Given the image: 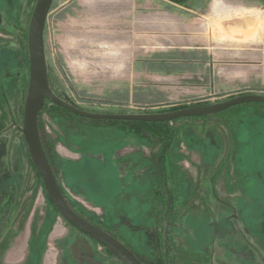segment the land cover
Returning <instances> with one entry per match:
<instances>
[{"label":"rangeland","instance_id":"rangeland-1","mask_svg":"<svg viewBox=\"0 0 264 264\" xmlns=\"http://www.w3.org/2000/svg\"><path fill=\"white\" fill-rule=\"evenodd\" d=\"M36 1L0 0V173L9 179L0 208H10L0 213V264L25 263L28 239L52 249L54 264H123L55 211L23 141ZM45 47L55 95L90 112L160 113L264 94V0H54ZM110 53L122 68L104 67ZM57 106L47 100L40 120L64 189L146 264H160L169 246L175 264H264V105L172 120L171 142ZM18 233L25 249L12 259Z\"/></svg>","mask_w":264,"mask_h":264},{"label":"water","instance_id":"water-1","mask_svg":"<svg viewBox=\"0 0 264 264\" xmlns=\"http://www.w3.org/2000/svg\"><path fill=\"white\" fill-rule=\"evenodd\" d=\"M53 1H36L28 31L29 84L24 105L23 133L32 162L44 182L49 198L67 222L87 234L90 238L108 247L123 264H144L126 244L113 234L83 217L68 202L55 170L48 159L41 138L39 117L46 101L50 100L77 115L92 119L159 122L171 121L182 117L219 113L227 108L243 103H264V94H242L214 104L192 106L160 113L114 114L90 112L81 109L55 95L50 85L45 47V28Z\"/></svg>","mask_w":264,"mask_h":264},{"label":"trees","instance_id":"trees-1","mask_svg":"<svg viewBox=\"0 0 264 264\" xmlns=\"http://www.w3.org/2000/svg\"><path fill=\"white\" fill-rule=\"evenodd\" d=\"M28 62H29V58H28ZM49 80H50V85H51V88H53V83H52V81H51V78H50V73H49ZM54 89V88H53ZM240 95H242V94H240ZM233 98V97H232ZM243 105H255V106H262V105H264V103H261V102H249V103H243V104H239V105H235V106H232V107H230V108H227V109H225V110H223V111H227V110H230V109H232L233 107H237V108H240L241 106H243ZM58 108H61V107H59V106H57ZM188 106H182V107H173V108H171V109H169V110H165V111H162V112H167V111H175V110H178V109H182V108H187ZM62 109V108H61ZM63 110H65V111H68V112H71V111H69L68 109H63ZM223 111H221V112H223ZM220 112V113H221ZM215 114V113H214ZM216 114H219V113H216ZM212 115V114H211ZM40 116H41V112H40ZM203 116H209V115H198V116H190V117H203ZM84 118V117H83ZM177 119H179V118H177ZM102 120H105V119H102ZM174 120H176V119H174ZM108 121H111V122H117V121H124V122H127L128 124H130L135 130H136V132H138V133H142V132H147V133H151L152 135H154V136H160V137H162V138H166V139H168V142H171V140H172V136L174 135V131L171 129V121H159V122H146V121H138V120H118V119H108ZM39 128H40V131H41V138H42V141H43V144H44V148H45V151H46V153H47V156H48V159H49V161H50V163H51V165H52V167H53V169H55V164H54V161H53V157H52V153H51V151H52V149H51V146L49 145V143L47 142V140L45 139V137H44V135H43V133H42V131H43V125H42V123H41V120H40V117H39ZM23 141H24V143H25V145H26V141H25V137H24V135H23ZM27 148V147H26ZM27 150H28V148H27ZM28 152H29V150H28ZM167 150H163V152H162V154H161V156H160V159H159V163L163 166L164 164H165V162H166V160H167ZM30 153H28V155H29ZM30 156V155H29ZM31 164H32V166H33V168H34V170H35V172H36V175H37V177L39 178V180L41 181V183L44 185V182H43V180H42V178H41V176H40V174L38 173V171L36 170V168H35V166H34V164H33V162H31ZM55 173H56V176H57V178H58V180H59V183H60V185H61V187H62V190H63V193H64V195H65V197L67 198V200H68V202L71 204V206L79 213V214H81L83 217H85L86 219H88L89 221H91L92 223H94V224H96V225H98L99 227H101V228H103L104 230H106L104 227H103V225H102V223L99 221V222H97V221H95V220H93L90 216H88V214H86V212L85 211H83L82 209H78L77 208V206H76V204H75V202L68 196V193L66 192V190L64 189V187H63V185H62V183H61V181H60V179H59V175H58V172H57V170L55 169ZM44 187H45V185H44ZM47 199L49 200V202L52 204V206H53V208L55 209V211L59 214V215H61L60 214V212L58 211V209L55 207V205L53 204V202L51 201V199L49 198V196L47 195ZM173 204H175V200L173 199V200H171L170 201V204H169V206H168V212H169V215H171L172 214V216L174 215V212H175V207H174V205ZM69 223V222H68ZM70 224V223H69ZM71 225V224H70ZM107 231V230H106ZM108 232V231H107ZM116 237V236H115ZM116 238H118V237H116ZM119 239V238H118ZM172 247L171 246H169L168 248H167V251H168V253H167V255H166V257H159L158 259H159V261H160V264H175V256H174V254H172ZM110 253H112V252H110ZM135 254H136V256L144 263V264H146L143 260H142V258L136 253V252H134Z\"/></svg>","mask_w":264,"mask_h":264},{"label":"crops","instance_id":"crops-1","mask_svg":"<svg viewBox=\"0 0 264 264\" xmlns=\"http://www.w3.org/2000/svg\"><path fill=\"white\" fill-rule=\"evenodd\" d=\"M1 4L4 5V2H2ZM0 4V5H1ZM10 6V3H9V0H7L6 4H5V7H8L9 8ZM4 8V7H3ZM3 8L1 9V13H3ZM247 11L248 12H253L254 11V8H247ZM1 19H2V24H4V22H6L7 19H9L7 17V19L5 20V18H3V16L1 15ZM1 55V54H0ZM119 56V60L120 59H123L120 55ZM115 55L113 53H110L109 55H103L102 58L103 60H105L106 62V65L104 66L105 68H122L121 65H119V63L117 64H111L113 62V59H114ZM1 61L4 60L3 57H1ZM67 62H69V60L67 59ZM71 64V66H73L74 68L76 67H79L81 65H78V62H75V61H71L69 62ZM109 63V64H108ZM108 64V65H107ZM3 71H5V69H2L0 71V79H2V76H4L3 74ZM6 100V96L4 94H0V119L2 116H5L6 114V111H4V101ZM3 125L2 123H0V160H3L4 158V154H5V145L3 143ZM3 176V173H0V184L2 183L1 187H0V198H6L8 197V181L9 179H7L6 177H2ZM19 195V194H18ZM7 206V205H6ZM7 210H10L9 207H4V203L2 204L1 208H0V213H5ZM2 215V214H1ZM1 219V218H0ZM5 218L3 217L2 220H0V226H5L6 224L4 223L5 221ZM13 221V227L16 228L17 226H20L22 230L25 229V223L24 222H21V221H17V220H12ZM13 235V234H12ZM19 236V233L18 235H16V237L14 236V241H12L11 243L8 244V241L6 243V245L8 244V246H14L12 249H10V247H8L9 250V254H7L8 256H10V258L12 259H17L16 256H18L19 258V255H20V251H21V247H24L25 249V240H22L21 242L17 243L15 240H20V239H17ZM31 239H28V251H25V258L28 256L27 260L25 263L23 264H35V262H37V264H54L57 260L56 256H55V253L54 251H52V249L49 250V248L46 246V244H43V247L41 248H35L36 246V239H33V241L30 243ZM22 244V245H21ZM27 250V249H26ZM18 253V254H17ZM5 254V253H4ZM6 255V254H5ZM4 255V256H5ZM6 255V256H7Z\"/></svg>","mask_w":264,"mask_h":264}]
</instances>
